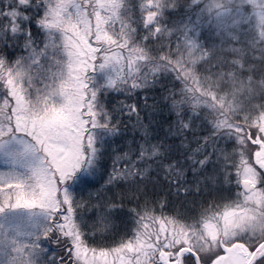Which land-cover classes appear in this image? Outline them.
Returning a JSON list of instances; mask_svg holds the SVG:
<instances>
[{
	"label": "snow or ice",
	"instance_id": "1",
	"mask_svg": "<svg viewBox=\"0 0 264 264\" xmlns=\"http://www.w3.org/2000/svg\"><path fill=\"white\" fill-rule=\"evenodd\" d=\"M0 264H264V0H0Z\"/></svg>",
	"mask_w": 264,
	"mask_h": 264
}]
</instances>
